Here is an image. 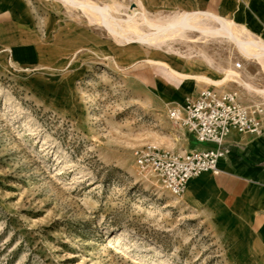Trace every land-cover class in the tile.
Wrapping results in <instances>:
<instances>
[{
	"label": "rangeland",
	"instance_id": "obj_1",
	"mask_svg": "<svg viewBox=\"0 0 264 264\" xmlns=\"http://www.w3.org/2000/svg\"><path fill=\"white\" fill-rule=\"evenodd\" d=\"M177 12L146 0H0V264H264V230L250 226L259 182L176 197L135 162L147 143L190 148L169 116L171 85L264 107V63L234 40L139 39L156 30L148 20ZM119 19L134 38L110 32ZM231 20L264 41V27ZM263 132L264 114L253 136Z\"/></svg>",
	"mask_w": 264,
	"mask_h": 264
},
{
	"label": "built area",
	"instance_id": "obj_2",
	"mask_svg": "<svg viewBox=\"0 0 264 264\" xmlns=\"http://www.w3.org/2000/svg\"><path fill=\"white\" fill-rule=\"evenodd\" d=\"M236 66L240 68L242 63L238 61ZM263 114V104H245L237 91L206 87L169 109L170 118L203 147L176 151L147 143L133 150L135 162L140 169L153 172L172 195L180 197L194 177L221 172L219 163L227 155L225 141L229 134H260Z\"/></svg>",
	"mask_w": 264,
	"mask_h": 264
},
{
	"label": "crops",
	"instance_id": "obj_3",
	"mask_svg": "<svg viewBox=\"0 0 264 264\" xmlns=\"http://www.w3.org/2000/svg\"><path fill=\"white\" fill-rule=\"evenodd\" d=\"M146 3L156 9L211 10L255 30L264 27V0H146ZM195 78L203 80L201 76ZM190 89L186 83L171 85L170 91L165 93L166 103L173 106L183 104L187 96L197 95L200 91L190 92ZM190 138V148L203 147L191 135ZM225 146L227 155L219 163L221 172H205L194 177L188 188L197 185L215 193L231 191L241 195L259 182L262 186L257 190L260 209L252 215L250 226L261 232L264 230V132L259 136L232 132L227 136Z\"/></svg>",
	"mask_w": 264,
	"mask_h": 264
},
{
	"label": "bare ground",
	"instance_id": "obj_4",
	"mask_svg": "<svg viewBox=\"0 0 264 264\" xmlns=\"http://www.w3.org/2000/svg\"><path fill=\"white\" fill-rule=\"evenodd\" d=\"M86 6L94 10H96V8L98 7V5L96 6V5H89V4H86ZM87 7L85 8L87 9ZM98 8L100 9V7ZM95 12L96 11H94V13ZM98 13L101 14L102 12L99 10ZM104 13H106L105 10L102 14ZM135 20L132 19V22L133 23L137 22ZM148 22L155 25L156 30L153 32L140 33L139 39L144 40L145 42L151 45L153 44L156 47L161 46L162 44L163 45L168 44V42L176 41L178 39L179 40L187 39L189 37L190 31L197 30L201 33L200 36H203V37H214V36L221 35V37L225 36L227 38H230L232 39V41L234 40V42L238 44L237 46L241 50H244L247 53L252 54L253 56H255L256 58H258L260 61L264 63V41L262 42L259 39H255L257 37L255 38L247 37L246 38L245 36L248 33V31L247 33H244V29L242 31L235 30L233 27L235 23L231 19L223 17L213 11L200 10V9L181 11V12H177L176 14L172 16H169L165 22L157 23L152 20H148ZM213 22H215L216 24H213ZM121 23L123 24L124 20L119 19L117 22H114V23H112L110 20V22L107 23L108 24L107 28H110L111 30L110 32L111 33L113 32L118 37V41L120 42H123V39L134 38L126 34L128 31L127 30L128 27L127 26L126 28L123 27ZM119 38L122 40H120ZM124 42H126V40ZM169 49L171 50V47H169ZM175 53L178 54V52H175Z\"/></svg>",
	"mask_w": 264,
	"mask_h": 264
}]
</instances>
